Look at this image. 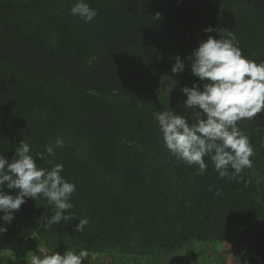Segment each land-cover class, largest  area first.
<instances>
[{"label": "trees", "instance_id": "trees-1", "mask_svg": "<svg viewBox=\"0 0 264 264\" xmlns=\"http://www.w3.org/2000/svg\"><path fill=\"white\" fill-rule=\"evenodd\" d=\"M86 2L98 12L87 23L70 14L76 0H0V155L11 160L23 140L38 167L63 164L61 175L76 185L68 221L45 228L54 206L28 198L4 225L0 250L21 264L41 245L50 253L86 249L87 259L143 260L191 241L249 242L264 219V128L238 122L253 167L229 180L207 156L198 174L170 155L153 113L194 122L181 89H202L187 58L209 35L220 38L204 31L209 26L232 30L246 58L264 61V0ZM177 55L185 70L173 74ZM165 73L173 81L168 98L156 93Z\"/></svg>", "mask_w": 264, "mask_h": 264}, {"label": "clouds", "instance_id": "clouds-1", "mask_svg": "<svg viewBox=\"0 0 264 264\" xmlns=\"http://www.w3.org/2000/svg\"><path fill=\"white\" fill-rule=\"evenodd\" d=\"M70 14L87 23L98 12L86 0H76ZM204 31H216L220 38L209 35L187 58L191 61L192 75L203 82L202 89L196 83L181 89L186 96L183 106L191 112L194 122L190 124L185 116L170 110L155 111L153 116L170 155L189 166H197L198 174L207 169L204 159L207 156L221 178L237 180L245 169L253 167L254 149L238 122L256 123L253 118L264 113V61L257 63L246 58L232 30L209 26ZM174 60L171 72H183L184 61L179 55ZM63 143L59 137L55 141L56 147H62ZM45 152L48 156L55 155L51 145L45 147ZM37 156L43 159L44 153ZM63 167V164H55L50 170L38 167L31 146L23 140L11 160L0 155V233L7 231L4 225L11 224L15 212L28 198L43 197L54 206L55 213L46 220L45 228L69 220L66 213L73 207L70 197L76 185L61 175ZM4 188L13 190V194H7ZM88 223L87 218L80 219L73 231L82 233ZM87 256L86 249L79 252L66 249L63 253L34 254L30 264H83Z\"/></svg>", "mask_w": 264, "mask_h": 264}, {"label": "rangeland", "instance_id": "rangeland-1", "mask_svg": "<svg viewBox=\"0 0 264 264\" xmlns=\"http://www.w3.org/2000/svg\"><path fill=\"white\" fill-rule=\"evenodd\" d=\"M172 88V78L168 73H165L162 76L160 86L156 93L161 97L168 98ZM259 116L264 119V113L258 114L253 119L257 122ZM252 124H255V122H252ZM40 249H43V252H51L47 246L41 245L33 249L31 253L39 254L41 253ZM206 255H208V261L209 259L211 260V263L208 262V264H226L229 261L230 264H264V219L257 225L252 239L243 244L229 245L225 242L217 241H208L205 243L191 241L184 245L178 252L156 257H147L143 260L135 256L119 258L117 257L119 256L118 254L108 253L96 255V257H100V259L107 258L111 261L114 260L115 262L119 261L126 264H138L140 262L143 264H194V261L196 264H206V260L202 259ZM13 256L6 249L0 250V264H11Z\"/></svg>", "mask_w": 264, "mask_h": 264}, {"label": "built area", "instance_id": "built-area-1", "mask_svg": "<svg viewBox=\"0 0 264 264\" xmlns=\"http://www.w3.org/2000/svg\"><path fill=\"white\" fill-rule=\"evenodd\" d=\"M44 254H51L50 252H41L39 253L38 255H44ZM34 255V254H33ZM31 256H28L24 262H22L21 264H30V259H31ZM83 264H116V263H112L111 260L109 259H104V260H96V259H85Z\"/></svg>", "mask_w": 264, "mask_h": 264}, {"label": "water", "instance_id": "water-1", "mask_svg": "<svg viewBox=\"0 0 264 264\" xmlns=\"http://www.w3.org/2000/svg\"><path fill=\"white\" fill-rule=\"evenodd\" d=\"M256 128H264V120H260L256 124H254Z\"/></svg>", "mask_w": 264, "mask_h": 264}, {"label": "crops", "instance_id": "crops-1", "mask_svg": "<svg viewBox=\"0 0 264 264\" xmlns=\"http://www.w3.org/2000/svg\"><path fill=\"white\" fill-rule=\"evenodd\" d=\"M193 258L195 259V257H193ZM202 259H205V260H206V264H208V262L211 263V262H210V261H211L210 259H209V261H208V255H206L205 258H202ZM197 260H198V259H197ZM194 264H196L195 261H194ZM226 264H230V261H229L228 263H226Z\"/></svg>", "mask_w": 264, "mask_h": 264}, {"label": "flooded vegetation", "instance_id": "flooded-vegetation-1", "mask_svg": "<svg viewBox=\"0 0 264 264\" xmlns=\"http://www.w3.org/2000/svg\"><path fill=\"white\" fill-rule=\"evenodd\" d=\"M260 120H264L263 117L259 116V119L257 120V122H259ZM257 122H256V123H257ZM256 123H255V124H256ZM253 125H254V124H253ZM263 261H264V259H263ZM259 264H260V263H259Z\"/></svg>", "mask_w": 264, "mask_h": 264}]
</instances>
